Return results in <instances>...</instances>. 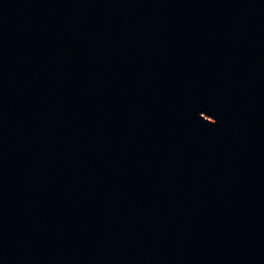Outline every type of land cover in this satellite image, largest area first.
<instances>
[{
	"label": "water",
	"instance_id": "obj_1",
	"mask_svg": "<svg viewBox=\"0 0 264 264\" xmlns=\"http://www.w3.org/2000/svg\"><path fill=\"white\" fill-rule=\"evenodd\" d=\"M75 0H0V264H78L69 143Z\"/></svg>",
	"mask_w": 264,
	"mask_h": 264
}]
</instances>
